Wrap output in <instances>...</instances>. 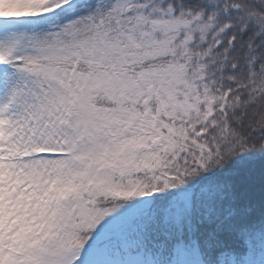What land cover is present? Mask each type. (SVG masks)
I'll list each match as a JSON object with an SVG mask.
<instances>
[{"label": "snow or ice", "instance_id": "snow-or-ice-1", "mask_svg": "<svg viewBox=\"0 0 264 264\" xmlns=\"http://www.w3.org/2000/svg\"><path fill=\"white\" fill-rule=\"evenodd\" d=\"M0 264H264V0H0Z\"/></svg>", "mask_w": 264, "mask_h": 264}]
</instances>
